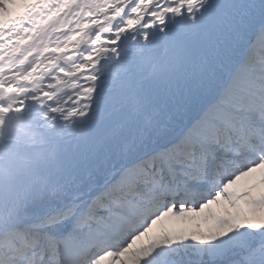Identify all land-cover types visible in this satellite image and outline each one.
I'll list each match as a JSON object with an SVG mask.
<instances>
[{
  "label": "snow or ice",
  "instance_id": "1",
  "mask_svg": "<svg viewBox=\"0 0 264 264\" xmlns=\"http://www.w3.org/2000/svg\"><path fill=\"white\" fill-rule=\"evenodd\" d=\"M0 264H264V0H0Z\"/></svg>",
  "mask_w": 264,
  "mask_h": 264
}]
</instances>
